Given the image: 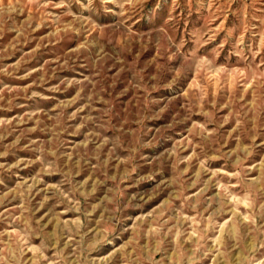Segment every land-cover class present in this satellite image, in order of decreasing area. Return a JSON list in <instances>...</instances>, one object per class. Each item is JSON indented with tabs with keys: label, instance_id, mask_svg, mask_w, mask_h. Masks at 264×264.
I'll return each instance as SVG.
<instances>
[{
	"label": "rangeland",
	"instance_id": "obj_1",
	"mask_svg": "<svg viewBox=\"0 0 264 264\" xmlns=\"http://www.w3.org/2000/svg\"><path fill=\"white\" fill-rule=\"evenodd\" d=\"M0 264H264V0H0Z\"/></svg>",
	"mask_w": 264,
	"mask_h": 264
}]
</instances>
